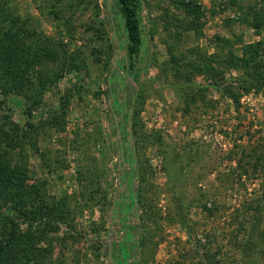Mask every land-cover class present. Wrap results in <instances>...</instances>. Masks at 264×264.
I'll return each instance as SVG.
<instances>
[{"label":"rangeland","instance_id":"obj_1","mask_svg":"<svg viewBox=\"0 0 264 264\" xmlns=\"http://www.w3.org/2000/svg\"><path fill=\"white\" fill-rule=\"evenodd\" d=\"M0 30L16 264H264V0H0Z\"/></svg>","mask_w":264,"mask_h":264},{"label":"trees","instance_id":"obj_2","mask_svg":"<svg viewBox=\"0 0 264 264\" xmlns=\"http://www.w3.org/2000/svg\"><path fill=\"white\" fill-rule=\"evenodd\" d=\"M116 8L125 26L128 39L126 49L128 55L131 56L136 53L137 45L139 42V38L137 35V21L134 18V12L128 9L127 7L116 6ZM4 36L5 33L0 30V42L2 41V37ZM13 223L14 222L9 217L0 218V231H2V235L6 236L0 237V264L17 263V254L15 253V251L18 246L14 237L17 233L15 231Z\"/></svg>","mask_w":264,"mask_h":264},{"label":"water","instance_id":"obj_3","mask_svg":"<svg viewBox=\"0 0 264 264\" xmlns=\"http://www.w3.org/2000/svg\"><path fill=\"white\" fill-rule=\"evenodd\" d=\"M127 130H128V134H129L128 138L130 140L132 138V135H131V120L130 119H128V121H127Z\"/></svg>","mask_w":264,"mask_h":264}]
</instances>
